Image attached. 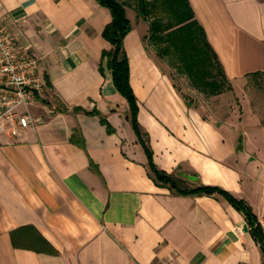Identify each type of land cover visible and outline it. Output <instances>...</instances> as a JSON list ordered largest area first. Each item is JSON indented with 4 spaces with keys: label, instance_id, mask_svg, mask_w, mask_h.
Returning a JSON list of instances; mask_svg holds the SVG:
<instances>
[{
    "label": "crops",
    "instance_id": "crops-1",
    "mask_svg": "<svg viewBox=\"0 0 264 264\" xmlns=\"http://www.w3.org/2000/svg\"><path fill=\"white\" fill-rule=\"evenodd\" d=\"M189 2L232 90L207 97L216 112L206 116L150 52L147 26L132 21L124 45L139 121L160 169L189 187L228 190L258 222L264 0ZM111 21L110 9L96 0H0V22L43 57L46 83L30 106L41 121L18 138L0 131V264H264L244 213L223 196L176 195L150 177L128 101L106 62L100 69L102 52L112 48L103 37ZM231 96L243 111L238 118L226 116L236 111ZM76 107L98 109L116 131ZM13 235L41 251L15 246Z\"/></svg>",
    "mask_w": 264,
    "mask_h": 264
},
{
    "label": "trees",
    "instance_id": "trees-1",
    "mask_svg": "<svg viewBox=\"0 0 264 264\" xmlns=\"http://www.w3.org/2000/svg\"><path fill=\"white\" fill-rule=\"evenodd\" d=\"M96 1L109 8L112 13V21L106 25L103 31V37L111 43L112 48L102 52L100 69L104 72L103 63L106 62L112 73L115 88L128 101V118L147 154L150 177L157 186L168 188L176 195L212 196L219 194L223 196L230 204L244 213L252 234L264 254V234L252 208L244 200L237 198L224 188L205 184L189 187L174 174L160 169L155 163L153 150L139 121L140 106L131 84L130 59L124 45L126 36L133 28L127 11V7L132 6V3H134L138 14L145 20H149V39L157 55L167 60L180 75H186L194 88L208 96L232 90L218 54L209 42L204 27L196 20L189 0ZM47 84L51 85L49 79H47ZM80 110L85 111L88 115L99 116L101 123L107 127L109 133L116 131L108 118L98 109L88 111L80 107L75 108V111ZM78 143L82 147H86L84 140H80ZM91 164L99 171L93 160ZM41 239L43 243L49 244L42 236ZM13 242L15 246H28L41 251L40 248L29 246L23 242L19 243L14 235ZM49 251L56 253V250L52 248Z\"/></svg>",
    "mask_w": 264,
    "mask_h": 264
},
{
    "label": "built area",
    "instance_id": "built-area-1",
    "mask_svg": "<svg viewBox=\"0 0 264 264\" xmlns=\"http://www.w3.org/2000/svg\"><path fill=\"white\" fill-rule=\"evenodd\" d=\"M43 57L33 45L18 38L5 22H0V131L11 137H21L40 121L30 112V106L46 90L41 73ZM258 224L264 234V210Z\"/></svg>",
    "mask_w": 264,
    "mask_h": 264
},
{
    "label": "rangeland",
    "instance_id": "rangeland-1",
    "mask_svg": "<svg viewBox=\"0 0 264 264\" xmlns=\"http://www.w3.org/2000/svg\"><path fill=\"white\" fill-rule=\"evenodd\" d=\"M134 2V1H133ZM132 6H128L127 11H128V16L129 18L135 23H144L147 26V32L148 35L145 37V43L148 45L150 52L154 55H157L150 39V23L149 20H145L143 17H141L138 12L135 9L134 3H132ZM158 56V55H157ZM162 59V58H161ZM162 64L165 66L166 71L170 74V76L173 78V80L176 83L177 88L182 91V93L186 96V98L191 99L193 102L196 103L197 106L201 108L203 113L206 116L214 117L215 118V112L216 110L214 109L213 103L209 102V97L208 95H205L204 93L198 91L196 88H194L190 82V79L186 75H180L178 72H176V69H174L172 66H170L169 62L165 59H162ZM229 91V90H226ZM258 104H259V110H260V115L263 116V111H264V104H263V90L262 87L258 89ZM222 100L225 99V97H221ZM218 100V99H217ZM231 100L235 102V107L231 105L229 108H233V110H236L234 113H228L226 116H236L238 118L239 115L243 114V111L241 112L240 109L238 108V99H235L231 96Z\"/></svg>",
    "mask_w": 264,
    "mask_h": 264
},
{
    "label": "water",
    "instance_id": "water-1",
    "mask_svg": "<svg viewBox=\"0 0 264 264\" xmlns=\"http://www.w3.org/2000/svg\"><path fill=\"white\" fill-rule=\"evenodd\" d=\"M189 179L193 180V181H196L197 178L195 176H187Z\"/></svg>",
    "mask_w": 264,
    "mask_h": 264
}]
</instances>
